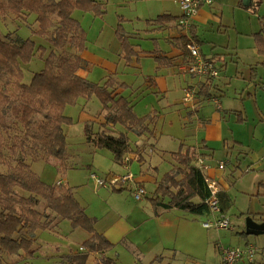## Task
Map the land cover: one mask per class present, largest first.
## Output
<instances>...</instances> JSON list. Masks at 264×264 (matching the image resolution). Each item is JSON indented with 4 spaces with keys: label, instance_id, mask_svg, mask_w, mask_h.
<instances>
[{
    "label": "rangeland",
    "instance_id": "374dc122",
    "mask_svg": "<svg viewBox=\"0 0 264 264\" xmlns=\"http://www.w3.org/2000/svg\"><path fill=\"white\" fill-rule=\"evenodd\" d=\"M210 1L211 6L204 8L200 17L192 20V24L196 28L194 35L200 41V45L196 42L200 56L211 61L218 71V77L213 79L210 92H214V84L219 86L221 93L215 91V94L219 96L217 100L220 101L222 111H216V105L212 102L214 97L209 98L196 111L191 108L190 102H184L187 89L195 93L200 82L207 81L205 79L173 72L172 68H168L163 74L168 92L154 93L153 90L150 91V84L145 83V76L154 71L153 62L135 61L131 64L141 68L143 75L137 79L122 75L126 63L121 57V46L116 36L118 25L125 35L132 37V43L139 44L143 50H173V47L169 48L166 38L177 36V31H148L146 23L147 20L165 13L181 16L179 7L174 5L172 0H106L105 13L101 17L94 18L91 13L78 10L72 14V17L80 22L85 33V50L94 59L89 62L88 72L83 75L91 82L103 83L108 76L98 60L115 63L117 72L113 78L120 83H126L122 87V96L132 101L136 114H156L154 136L144 146L140 138L129 133L131 146L138 149L135 155H142L143 163L133 160L128 166L118 165L109 151L94 153V148L86 143L84 121L98 117L102 108L96 97H92L84 108L83 101L80 100L76 105H68L64 109V115L73 121L71 125L63 126L70 153L69 168L60 172L57 169V161L53 158L35 162L26 158L31 171L39 180L48 185L62 181L66 187L76 189V198L78 201L81 199V206L85 204L90 210L88 203L96 202L99 207L97 217L101 215L100 218L109 220L110 215H105L110 211L108 207L126 215L134 214V210L139 208L144 212L138 213L141 215L139 220H143L154 216L153 206L150 204L154 182L159 181L172 169V153L185 151L188 146L197 147L204 141L212 149L209 151L212 153L211 158H202L208 168L204 171L205 174L208 176L210 170L216 169L218 164L223 162L225 178H229L228 196L233 206L224 215L229 221L230 231L222 233L223 231L215 229H205L203 223L212 221L206 216H194L176 210L165 212L162 218L155 222L158 226L162 222L166 223L169 232H165L164 228L157 229L158 233L150 234L148 240L147 231L146 235H143L145 243L140 245H149L154 239V245L150 248L154 249V252L149 250L146 255L136 257L128 250V241L124 240V243L109 252V257L114 259L116 264H150L154 256L159 259L163 256L164 259L172 252L175 253L172 264H217L221 249H244L246 245L252 246L257 252L252 264H264V186L260 184L264 183V161L261 166L255 168L248 156L264 147L262 116L254 96L256 87L251 80L248 66L251 52L253 53V41L247 39L250 38V21L257 19L258 12L240 8L239 3L243 4V0ZM36 29L34 15L0 16L1 34H9L15 41L18 38H32L37 45L42 44L47 48L43 58H39L40 54L36 53L31 62L22 65L25 83H29L32 76L43 69L44 60L51 49L45 39L32 35ZM191 31V28L188 31L183 30L188 37H193ZM236 47H240L238 52L241 61H238L235 55ZM259 82H256L257 90ZM217 115H220V118L215 120ZM239 118L244 121L239 123ZM200 120H207L208 123L202 125ZM93 129L97 131V125L94 124ZM16 131L17 129L11 131L12 137ZM12 137L0 131V140L8 147L14 142ZM4 154L9 157L7 149ZM6 169L0 164V172H5ZM127 173L133 176V181L124 184L118 193H108L111 199L104 196L107 191L102 189L113 188L97 189L90 178L93 174L105 180L109 174L124 176ZM208 177L217 181L216 177ZM138 182L145 191L140 201L133 197V192L139 187L135 184ZM118 207L121 210L123 208V212ZM115 216L112 213L111 219ZM55 222L54 231H39L35 234L36 240L31 247L34 251L32 259L24 260L23 256L4 255V264H71L67 257L76 258L85 254L81 244L89 235L81 229H72L67 220L58 218ZM159 239L162 245L158 243ZM88 257L93 258L91 254ZM97 261L94 259L92 264ZM240 261L239 264H247L244 259ZM151 264L161 263L154 261Z\"/></svg>",
    "mask_w": 264,
    "mask_h": 264
},
{
    "label": "trees",
    "instance_id": "16d2710c",
    "mask_svg": "<svg viewBox=\"0 0 264 264\" xmlns=\"http://www.w3.org/2000/svg\"><path fill=\"white\" fill-rule=\"evenodd\" d=\"M105 3L106 0H0L2 17L34 15L37 29L32 35L45 39L51 47L43 69L25 83L22 65L31 62L36 53L43 58L47 48L37 45L32 38L15 41L9 34L0 33V131L12 137L11 131L17 129L9 147L0 140V164L7 168L0 172V264H4V255L32 259L35 234L54 231L58 218L69 221L72 229H81L89 235L81 244L86 253L66 258L71 264H85L89 254L97 256L96 264H116L109 257L115 246L96 231L95 220L85 214L72 189L63 184L42 182L26 160L31 158L35 162L53 158L57 161V169L65 172L69 168L70 153L63 126L71 125L73 121L64 115V109L80 100L88 102L92 97L101 104L103 122L97 133L92 132V124H84L85 141L96 150L109 151L114 162L122 165L124 156L136 154L130 145L129 133L136 137L151 133L150 126L155 123V117H138L129 101L115 94L121 85L116 86L112 79L99 85L78 74L83 66L79 54L85 49L86 37L80 22L72 14L78 10L102 16ZM256 7L257 4L252 2L247 9L255 12ZM172 20L160 16L155 21L161 25ZM116 36L123 60L128 64L136 53L120 25ZM192 39L197 42L194 37ZM253 39L255 50L262 59L260 65L264 66V34H254ZM183 40V60L190 64L193 60L186 49L187 40ZM212 81L200 85L199 93L203 99L209 98ZM6 149L9 157L4 154ZM201 149L187 148L171 154L174 165L156 183L150 199L156 216L171 209L194 216L210 215L205 204L210 195L206 177L196 164L199 158L207 157ZM140 159L139 154L137 161ZM218 198L220 211L224 214L232 203L222 191ZM154 261L161 263L162 260L157 257Z\"/></svg>",
    "mask_w": 264,
    "mask_h": 264
},
{
    "label": "crops",
    "instance_id": "0c3cea01",
    "mask_svg": "<svg viewBox=\"0 0 264 264\" xmlns=\"http://www.w3.org/2000/svg\"><path fill=\"white\" fill-rule=\"evenodd\" d=\"M172 2H173L174 5H177L178 6V4L176 3V0H172ZM252 2H254L255 4H257L255 13H257V12L258 13H257V17H256L257 19L250 21V23H251L250 30L251 31H249V33H248V36L250 38H247V39H250V40L253 41V47H252L253 53L251 52V61L248 63V66L250 67V72H251V76L250 77H251V80H252V82L255 83V87H256L254 89V92H255L254 96H255V99H256V103H257V106H258L259 113L262 116L261 131H263V134H264V66L263 65H260V63L262 62V59L257 54V52L255 50L254 39H253V35L254 34H257V33L264 34V23L261 20L264 17V0H251L248 3L247 6H244L240 2L239 3V7L242 8V9H244V10H246V11H249L247 9V7ZM105 5H107V2L105 3ZM210 6L211 5H201L198 8V10H197L195 16L193 17V19H198L200 17V15H201L203 9L204 8L206 9V7H210ZM92 16L94 18L95 17H101V16H94L93 14H92ZM160 16H167L169 18H173V20L170 21L167 24L164 23V24H161L160 25V24H157V22L155 21ZM179 18H180L179 15H173L171 13H165V14L158 15L157 17H155L153 19H149V20L146 21L147 26L149 27L148 31H156V32H161V33H165L166 31H170V30L177 31V36H173V37L171 36V37L166 38V42L169 44V48L171 46V47H173V50L169 49L168 51H165V52H163V51H149V50L147 51V50H143V49H141V47H140L139 44L132 43V41H131L132 37L131 36L126 35V37L128 38V42L132 45L133 50L136 53V55L132 58L133 60L130 63L126 64L125 65V68H123V70H122V72H123L122 75L123 76L128 75V76H131V77H134L135 79H137L138 77L142 76L143 73L141 71V68H139L138 66L137 67H133L131 64H133V62H135V61H137V62H144V61H146V62H153L154 63V65H153V70L154 71L151 74H148V76H145V83L146 84H148V83L150 84V88H151L150 91L153 90L152 92H154V93L155 92L166 93V92H168V86L166 84L165 77L163 76L165 70H167L168 68H172L173 69V72L177 71L180 74L183 73L185 75H188L185 72V67L188 64L184 63V60H183L184 59L183 58V55H184L183 54V46H184V40L183 39H185V41L186 40L188 41V36L185 34V32H183V30H181V28L178 25L177 22H178V19ZM192 20H191V24H190L191 25L190 28H191V30H193V31H191L193 33L192 36L195 38V40L200 45V41H198V39L194 35V32H195L196 28L192 24ZM239 48L240 47H236V49H235L236 50L235 55H236L238 61H241L242 58H241V55L238 52ZM71 52L74 53L73 50ZM79 56L83 60V66L78 71V74L81 77H83V78H85L87 80V78L83 74L85 72H88V64H89V62H91V60H94V59H93L92 55L89 54L85 49L79 54ZM121 57H122V52H121ZM122 59H123V57H122ZM98 61H99L100 65L103 66L106 69V72H107V75L106 76H108V77L103 81V83H97V84L103 85L107 80L112 79V80H114L116 86L121 85V88L117 89L115 91V94H117V95H119L121 97H124V96H122V87H124L126 85V83H124V84H123V82L120 83L119 81H117L116 79L113 78L114 74L117 72V66H116V64L115 63H109L106 60H98ZM188 76H190V75H188ZM257 80L260 81L259 82V90H257V85H256ZM201 84L202 83L200 82V85ZM200 85H199L198 90L195 92V96H194L193 101L190 102L191 103V108L192 109H195V111L198 108L202 107L207 102V100L209 98L214 97V98H217L218 99L219 96H217L215 94V91L221 93V91L219 89V86L217 84H214V92H210L209 91V94H210L209 95V98L203 99V97H201V95L199 93ZM124 98H126V97H124ZM126 99H127V101H129L130 105L133 107V110L135 112V105L132 104V101L129 100L128 98H126ZM86 103L87 102H84L83 101V105H82L83 108L85 107V104ZM219 103H220V101H219ZM213 105H214V103H213ZM215 108H216V111H222V109L221 108H217V106ZM151 115L156 118V114H153L152 113ZM102 116L103 115L100 113L99 116L96 117V118H94V119L85 120L84 121V124L87 123V122L90 123V124H92V132L93 133H97L99 131V128H100V126H99L100 123L103 122V117ZM144 116H147V115H144ZM144 116H138V117H144ZM67 117H69V116H67ZM219 118H220V115H217V117H216L215 120H217ZM237 121L239 123H241L244 120L242 118H239ZM200 122H201L202 125H206V123H208L207 120H200ZM94 124L97 125V127H98L97 131H94V129H93V125ZM153 129H154V124L150 126L151 133L149 135L142 136V137H138V138H140L142 140V143H143L144 146H146L147 143L149 142V140L153 138V136H154ZM114 130L115 131H119L118 128H115ZM130 145H131V143H130ZM187 148H192V149L193 148L194 149L202 148L200 151L203 152V153H205L207 155L206 158H211L212 157V153L209 152L212 149H210L209 146H207L204 143V141H202L201 143H199L197 145V147H190V146H188ZM133 149L134 150H138L136 148H133ZM93 152L94 153L95 152H101V150L94 149ZM133 155H135V154H133ZM248 156L251 159L252 164H254V167L255 168L257 166H261V163L264 161V147H261L256 153L255 152H251ZM140 158L141 159L138 162L139 163H143V156L140 155ZM112 159H113V155H112ZM132 161L133 160H131L130 163ZM135 161H137V160H135ZM118 165H121V164H118ZM224 170H225V167H224L223 170H219L218 169V166H217L216 169H214V170L212 169V170L209 171L208 176H210V177L211 176L212 177H216L217 181L216 180L215 181L218 183L219 192L222 191V192L226 193V195L228 196V191H229V188H230L229 187V184H228L229 178L228 177L225 178ZM202 171L204 172L205 170H202ZM204 174H205V172H204ZM208 176L205 174V177L209 178ZM110 177H113V174L107 175V179L110 178ZM157 182L158 181H155L154 182V186L155 187H156V183ZM56 184H62V181H57ZM135 184L137 186L142 187V185L139 182L138 183H135ZM260 184L262 186H264V183L263 182H260ZM96 188L98 189L100 187H96ZM122 189H123L122 186H116L113 189H102V190L107 191V192H104L105 193L104 196H106V198H108V199H111V198H109L110 196L108 195V193L115 194V193L120 192ZM72 191H73V194H74V196L76 198L77 197L76 196V189H73ZM79 201H81V199H79ZM230 201H231V199H230ZM100 202L103 203L101 200H100ZM231 203H232V201H231ZM88 206H90V210L88 209L89 207H85V204H84L83 208H84L85 214L89 218L95 220V229H96V231L98 233L102 234L109 243H111V244H113L115 246V248L118 245H120L121 243H124V240L128 241V246L129 247H127V248L136 257H138L139 255H143V254L146 255L149 252V250H151V252H154V249H150L154 245V239L150 242L149 245H143V246L140 247V245L142 243L143 244L145 243L144 242L145 239H144V236L143 235H146V232L149 231L148 234H147V236H146L147 239L149 240L150 234L158 233L156 231L157 229H163L164 228L165 232L167 230L169 232V227L167 226L166 223L165 224H162L163 223L162 222L158 226L155 221H157L158 219H161L165 212L174 211V209L165 210V211L161 212L159 216H156L155 215V211L153 209L154 216L152 218L146 217L145 219L143 218V220L141 218L139 220V217H141V215H138V213H144L139 208L137 210H134V214L126 215L125 213H120L119 211L118 212H115V208L111 209L110 207L107 206L109 208V210H110V211H107V213L105 214L106 216L107 215L108 216L110 215V219L107 220L106 218H100L101 215H99L100 217H97V214L99 212V211H97V208L99 210V207L96 204V202L94 204L92 202L91 203H88ZM118 206H120V205L118 204ZM232 206H233V203H232ZM232 206H231V208H232ZM118 208L120 209V211L123 212V208H122V210H121L120 207H118ZM112 213H114L116 215L114 219L113 218L111 219V214ZM123 214H125V215H123ZM206 217L210 218V215L209 216H206ZM142 229H144V230H142ZM229 229L226 230V231H223L222 233H225V232L230 231ZM142 236H143V241L141 239ZM35 240H36V237H34V241ZM158 243L162 245L161 239H159V242ZM247 246H250V245H246V247ZM79 250H80V248H79ZM255 254H257V252ZM91 256H93V258L87 257V259L85 261V264H92L93 260L97 258L96 255L91 254ZM174 256H175V253L174 252H172V254H169L168 256H165L164 259H163V256H162V258H161V260H162L161 261V264H172V261L171 260H173ZM157 257L154 256L153 259H151L150 264L153 263L154 260H155V258H157ZM254 257H253V260L251 262H249L246 258H243V259H244V262L247 261V264H252L254 262ZM165 258H166V260L167 259L168 260L166 261ZM220 260H221V256H220V259L217 262V264L220 263ZM240 262L241 261H238L236 264H239Z\"/></svg>",
    "mask_w": 264,
    "mask_h": 264
},
{
    "label": "built area",
    "instance_id": "2783aa9c",
    "mask_svg": "<svg viewBox=\"0 0 264 264\" xmlns=\"http://www.w3.org/2000/svg\"><path fill=\"white\" fill-rule=\"evenodd\" d=\"M176 3L179 6L181 11V16L178 19V25L184 31L190 30V23L193 17L195 16L198 8L201 5H211L210 0H176ZM264 23V17L261 19ZM186 49L189 55L192 57V62L185 67V72L199 79L213 80L218 77V71L216 70L214 64L204 59L200 56V50L195 41L191 37H188L186 44ZM195 93L187 89L184 95V102H192L194 99ZM212 102L220 108L217 98H212ZM137 155H132L130 157L124 156L122 159V165L128 166L131 160H137ZM197 166L202 170H207L203 159H198L196 161ZM225 163L220 162L218 165L219 170H223ZM90 178L94 181L96 187H116L123 186L126 183L133 181V176L130 173H127L124 176H113L105 180L97 178L95 175H91ZM206 187L209 191V198L205 201V204L208 206L210 218L212 221L203 223L205 229H215L217 231H226L229 229V221L226 219L225 215L220 211L219 205V186L218 183L210 178H205ZM145 195V191L142 187H137L133 192V197L135 200L140 201L141 198ZM256 253V250L252 246H247L244 249H221V260L219 264H236L238 261L246 258L249 262L253 260V257Z\"/></svg>",
    "mask_w": 264,
    "mask_h": 264
},
{
    "label": "water",
    "instance_id": "95a60500",
    "mask_svg": "<svg viewBox=\"0 0 264 264\" xmlns=\"http://www.w3.org/2000/svg\"><path fill=\"white\" fill-rule=\"evenodd\" d=\"M250 1H251V0H243V4H244V6H247L248 3H249Z\"/></svg>",
    "mask_w": 264,
    "mask_h": 264
}]
</instances>
